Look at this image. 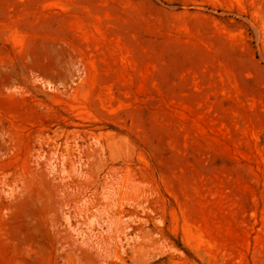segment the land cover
Masks as SVG:
<instances>
[{"label": "rangeland", "instance_id": "obj_1", "mask_svg": "<svg viewBox=\"0 0 264 264\" xmlns=\"http://www.w3.org/2000/svg\"><path fill=\"white\" fill-rule=\"evenodd\" d=\"M0 264H264V0H0Z\"/></svg>", "mask_w": 264, "mask_h": 264}]
</instances>
